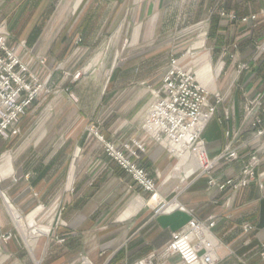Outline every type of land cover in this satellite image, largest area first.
I'll return each mask as SVG.
<instances>
[{
	"label": "crops",
	"instance_id": "obj_1",
	"mask_svg": "<svg viewBox=\"0 0 264 264\" xmlns=\"http://www.w3.org/2000/svg\"><path fill=\"white\" fill-rule=\"evenodd\" d=\"M140 2L144 3L145 8L172 4L183 8L189 5L192 26L196 28L198 24H203L201 29L205 33L202 37L208 45L205 55L211 65H219L221 72V79L215 85V76L209 64L199 70L203 84L220 94L218 112L203 132L206 150L203 146L199 147L192 163L183 166L190 155L189 145L173 142V154L160 140V133L156 129V136L144 129L137 134L127 135L124 130L127 122H124L123 130L116 135H105L104 139L115 143L118 148L123 142H144L145 149L140 157L129 156L155 181L159 199L153 200L150 199L151 193L132 178L91 131L84 141L85 133L81 131L74 136L62 133L58 143L52 146L56 131L46 129L44 139L33 146L29 144L30 148H35L33 152L38 157L43 153H47V156L42 162L39 157L36 168L32 169L34 171H28L32 175L26 178L27 191L31 200L43 203L51 201L55 195L59 196L45 221L51 224L59 212L60 226L52 229L49 238L44 236L42 239L43 249L35 252L40 258L39 262L78 264L81 256L86 255L84 264H140L143 260L152 264H182L179 255H167L165 248L174 232L186 228L195 219L202 225V235L210 245L215 264H264V134L257 136L256 133L264 128V110L259 113L262 123L256 126L251 121L253 117L245 116L248 102L258 95H264V17L258 21L250 19L243 22L220 15L222 10L235 12L239 16L259 13L264 10V0ZM51 3L40 6L52 8ZM132 3L133 0H77L72 7L93 10L91 14L86 13V19L90 17L98 25L100 19L97 10H125L131 8ZM54 7H64L63 1ZM82 14L78 22L80 25L83 24L85 12ZM107 14L101 23L113 25L118 17L116 12ZM197 33L191 32L187 40H195L197 36L201 40V34ZM195 46L205 45L195 43ZM190 58L186 53L180 60L182 63L186 61L184 65L191 66ZM55 60L50 55V66ZM136 87L140 88L136 93L138 96L130 95L126 100L129 104L141 101V97L155 86L142 81L129 90ZM262 103L264 105V100ZM145 111L147 113V106L140 108V119H145ZM15 136L10 133L11 138ZM229 144L237 149V159L222 156ZM133 147L136 146L133 144ZM206 151L209 158H213L209 165ZM84 152H89V155L83 158ZM20 155L17 160L21 159ZM177 159L178 166L175 165ZM7 161L2 162L5 168ZM26 163L20 165L19 178L25 176ZM181 165V171L177 172ZM248 165L253 166L255 178L246 186H241L243 169ZM90 166L92 171L86 172L85 169ZM200 167V172L191 176ZM68 168L71 171H67L63 179L60 177L59 189L54 193L52 189L57 178ZM230 179L233 180L232 184L220 187ZM211 180H215L216 184H212ZM42 206L28 215L34 221L30 226L35 225V217ZM47 226L36 228L43 230V235H48L50 228Z\"/></svg>",
	"mask_w": 264,
	"mask_h": 264
},
{
	"label": "rangeland",
	"instance_id": "obj_2",
	"mask_svg": "<svg viewBox=\"0 0 264 264\" xmlns=\"http://www.w3.org/2000/svg\"><path fill=\"white\" fill-rule=\"evenodd\" d=\"M31 1L30 3L29 0H0V29L6 33L7 44L9 43L16 53L30 64L42 84L35 102L25 109L17 123L19 133L11 138V132L8 131L7 138H0V264H42L35 252L43 249L44 236L49 238L52 229L60 226L59 212L56 213L51 224L48 225L45 221L50 210L58 202L59 196L55 195L51 201L43 203L40 200H31L27 191L26 178L29 179L32 175L28 174V171L36 168L39 157L42 162L47 156V153H43L38 157L33 152L35 148H30L29 144L35 145L39 140L44 139L43 132L46 129L56 131L52 146L58 143L62 133L74 136L81 131L85 133L84 141L86 134L91 131L105 144L106 150L107 143H110L121 150L130 161H132L130 154L132 157H140L145 149L141 140H133L132 143L123 142L121 148H118L115 143L106 141L104 136L116 135L121 129L123 130L124 122H127L124 128L127 135L137 134L144 129L156 136L154 127L148 126L152 105L160 96L163 77L172 59L176 58L181 65H184L186 61L183 64L180 59L186 53L191 56V66H184L191 67L195 72L198 81L209 92V105L215 108L206 125L215 117L220 107V94L212 92L199 77V70L209 64L215 76V85H218L221 72L219 65H211L205 55V48L208 45L206 40L204 43L202 37L205 33L201 29L203 24H198L196 28L192 26L189 5L183 8L173 4L160 8H145L140 0H133L129 9L97 10L100 23L96 25L94 19L90 17L86 19V13L91 14L93 10L72 7V3L77 0ZM50 1L52 8L40 6L48 5ZM57 1H63L64 7L55 8ZM82 12H85V17L83 24L80 25L78 22L80 17H83ZM111 12H116L118 16L115 23L103 25L101 22L105 21L106 15H109L107 13ZM193 31H198L197 34H201L202 39L197 36L195 40H187V36ZM195 43L205 46L194 47ZM50 55L56 58L51 66ZM142 81L155 87L150 89L148 94L143 95L141 101L127 103L126 100L130 95L135 96L140 91L138 87L131 90L129 88ZM50 82L53 84L50 85ZM130 82L132 85H126ZM258 96L260 103L254 101ZM258 96L252 98L245 106V116L253 117L251 121L254 126L262 123L259 113L264 110L262 103L264 95ZM144 103L147 106V113L145 111L147 115L145 119H140L138 114L140 108L145 107ZM257 119H260V122H257ZM204 129L201 133L204 144L195 143L189 146L190 155L183 166L192 163L199 147L205 148ZM259 130L264 131V128ZM259 130L256 132L257 136L262 135H258ZM159 138L174 154L171 136L160 130ZM133 144L136 147H133ZM138 144H142L143 149L139 148ZM227 146L233 148L230 144ZM129 148L135 151L136 155ZM225 149L222 155L225 153L223 157L228 158ZM88 153H82V157L88 156ZM19 155L21 159L17 160ZM206 157L209 165L213 158H209L207 151ZM5 159L8 160L7 168L2 165ZM178 160L176 166L179 164ZM25 163V176L19 178L20 165ZM182 165L176 170L177 172L181 171ZM202 167L192 172L191 176L198 174ZM247 167L253 168L252 165ZM67 171L71 170L69 168L64 170L57 178L52 189L54 193L59 189L60 177L63 179ZM85 171L91 172L92 167H88ZM72 172L75 174L74 168ZM142 187L148 191L144 186ZM148 192L151 193L150 199H159L158 195L154 197L153 192ZM30 193H33L32 190ZM9 202L17 208L25 220L28 236L17 226ZM41 205H43L42 210L35 217V225L30 226L34 221L33 217L29 219L28 215ZM60 208L61 206L58 207L59 211ZM45 226L50 228L48 235L32 232L34 228L37 229L36 227ZM33 240L34 243L31 244ZM86 259L87 256L82 255L78 264H84ZM140 264H152V262L143 260Z\"/></svg>",
	"mask_w": 264,
	"mask_h": 264
},
{
	"label": "built area",
	"instance_id": "obj_3",
	"mask_svg": "<svg viewBox=\"0 0 264 264\" xmlns=\"http://www.w3.org/2000/svg\"><path fill=\"white\" fill-rule=\"evenodd\" d=\"M221 14L243 22L250 19L257 21L264 17V10L250 16H239L224 10ZM41 87L35 71L7 44L6 33L0 29V137L7 138L8 131L13 135L19 133L17 123L25 109L35 101ZM259 98L256 97L254 101L260 103ZM214 111L215 108L209 105V92L198 81L192 68L181 65L178 59L173 58L163 77L160 96L152 105L148 126L159 124V133L160 130L167 132L175 144H204L201 133ZM263 133V130L258 131V135ZM138 147L143 149L142 144H138ZM107 150L140 185L153 192L154 197L158 195L155 182L144 168L130 161L113 144L107 143ZM225 151L228 158H238V152L230 146ZM131 152L136 155L135 151ZM243 174L240 185L246 186L253 179L254 170L246 167ZM211 183L216 184V181L211 180ZM232 183L230 179L220 187L225 188ZM202 232V225L191 220L186 228L173 233L165 248L166 253L179 255L182 264H215L210 245Z\"/></svg>",
	"mask_w": 264,
	"mask_h": 264
},
{
	"label": "bare ground",
	"instance_id": "obj_4",
	"mask_svg": "<svg viewBox=\"0 0 264 264\" xmlns=\"http://www.w3.org/2000/svg\"><path fill=\"white\" fill-rule=\"evenodd\" d=\"M154 126V129L158 130L159 132V129H160V125H153ZM9 207L11 209V212L13 213L14 217H15V221L17 223V226L21 229V231L27 235V226L25 224V220L23 219L22 215L20 214V212L17 210V208L11 203L9 202ZM32 216L29 217V219H31ZM43 230H40V229H34L33 230V233H42ZM28 236V235H27ZM87 264H90L89 262Z\"/></svg>",
	"mask_w": 264,
	"mask_h": 264
}]
</instances>
